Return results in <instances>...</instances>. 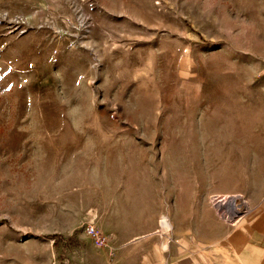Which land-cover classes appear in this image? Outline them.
Segmentation results:
<instances>
[{"label": "rangeland", "instance_id": "374dc122", "mask_svg": "<svg viewBox=\"0 0 264 264\" xmlns=\"http://www.w3.org/2000/svg\"><path fill=\"white\" fill-rule=\"evenodd\" d=\"M263 206L264 0H0V264H115Z\"/></svg>", "mask_w": 264, "mask_h": 264}, {"label": "crops", "instance_id": "0c3cea01", "mask_svg": "<svg viewBox=\"0 0 264 264\" xmlns=\"http://www.w3.org/2000/svg\"><path fill=\"white\" fill-rule=\"evenodd\" d=\"M134 242L137 248H128L125 243L108 246L115 264H264V206L255 220L241 222L210 243L191 236L171 238L166 234L157 238L136 237Z\"/></svg>", "mask_w": 264, "mask_h": 264}, {"label": "bare ground", "instance_id": "6f19581e", "mask_svg": "<svg viewBox=\"0 0 264 264\" xmlns=\"http://www.w3.org/2000/svg\"><path fill=\"white\" fill-rule=\"evenodd\" d=\"M238 197H239L238 194L237 195L230 194V195H223L219 198H217V196L213 197L210 201L212 202L211 204L214 205L217 214L221 218H223V220H228L231 217H235L241 210L240 204L237 203ZM241 202L243 203V205L246 204L245 200H242ZM159 227L165 231L171 229L172 224L170 220L167 218V216L164 215L161 216V218L159 219Z\"/></svg>", "mask_w": 264, "mask_h": 264}, {"label": "built area", "instance_id": "2783aa9c", "mask_svg": "<svg viewBox=\"0 0 264 264\" xmlns=\"http://www.w3.org/2000/svg\"><path fill=\"white\" fill-rule=\"evenodd\" d=\"M216 197V196H213ZM217 198H219L217 196ZM216 199V198H215ZM85 231L88 236H90L96 245L101 246L105 244V236H103L97 229L96 225H94L92 222L88 223L85 227Z\"/></svg>", "mask_w": 264, "mask_h": 264}]
</instances>
